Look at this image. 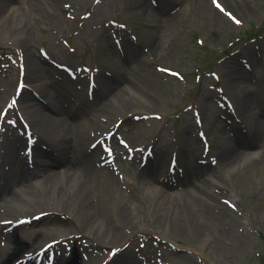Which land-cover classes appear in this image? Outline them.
Segmentation results:
<instances>
[{
    "label": "rangeland",
    "instance_id": "obj_1",
    "mask_svg": "<svg viewBox=\"0 0 264 264\" xmlns=\"http://www.w3.org/2000/svg\"><path fill=\"white\" fill-rule=\"evenodd\" d=\"M33 2L39 4L38 14L29 7ZM0 3L9 12L18 9L6 25L0 23V137L5 152L0 168L9 180L0 203L13 206L8 196L18 188V178L27 179L29 185L40 180L29 173L21 176L17 152L24 153L26 140L19 132L7 134L19 106L31 118L42 105L37 94L44 103L78 108L79 113L64 117L74 125L76 117L81 121L92 116L98 105L119 108L109 120L108 115L100 116L104 133H91L87 140L88 156H83L91 165L82 158L76 165L67 160L61 161L64 167L53 168L75 171L77 179L83 169L98 177L114 176L119 191L128 197L134 222L118 217L116 203L108 196L98 230L91 234L77 227L78 215L65 198L30 196L19 213L1 215V221L22 216L7 224L5 228L12 229L6 231L2 245L9 248L23 231L28 238H40L56 264L80 260L83 264H264V144L241 138L249 136L250 119L241 114L238 102L245 94L258 100L253 93H259L261 102H256L251 116L264 121V0ZM20 25L22 36L16 31ZM9 37L17 39L3 40ZM232 74L242 75L239 87L227 92ZM45 88L53 97H46ZM223 143L240 148L235 154L239 164L220 168L216 155ZM14 147L11 157L8 152ZM162 149L166 160L156 180L147 181V169L158 163ZM34 152L36 173L57 156L43 144ZM76 159L75 155L71 160ZM157 184L172 195L161 217L135 195L138 190L148 193ZM180 200L194 211L205 209L206 220L197 230L190 222L185 228L173 220L182 212L175 213ZM183 216L188 221L187 214ZM142 221L147 223L143 227L138 225ZM107 227L119 228L123 235L112 242ZM5 228L1 225V235ZM28 255L12 254L6 264Z\"/></svg>",
    "mask_w": 264,
    "mask_h": 264
},
{
    "label": "bare ground",
    "instance_id": "obj_2",
    "mask_svg": "<svg viewBox=\"0 0 264 264\" xmlns=\"http://www.w3.org/2000/svg\"><path fill=\"white\" fill-rule=\"evenodd\" d=\"M29 7L32 9V12L34 14H38L40 12L37 9L39 8V4L36 2H33L32 6L30 4ZM6 9L7 7L0 3V23H2L3 26L7 24L9 18L12 17V15L18 13V9H14L10 12ZM21 26L22 25H20L16 29L20 36L24 34V30H22ZM15 38L17 39V37H9L8 39L3 40H6L7 43L8 41L13 43ZM239 75L240 76H236L232 74V76L228 78V80L226 81V87H228V89L230 90H227V92L231 90L236 91L238 89L240 82V80L238 79L242 76L241 74ZM44 92L46 97H53L52 92L49 88H45ZM253 92L254 91H252V93ZM5 93L6 92L4 91L1 92V98L5 96ZM253 95H258V97L256 96L258 100H255V98L252 95L249 96V94H245V96L242 97L239 96L238 99L241 114L245 117V119H250V124L248 126L250 128L248 131L249 136L247 138L241 135V138L249 140L254 139L256 143L264 144V121L260 120L258 117L251 116L254 107L257 106L256 102H261V97L259 96V93H253ZM114 97H116V94L114 95ZM120 101L121 99H119V102ZM52 104L53 105L42 102V105L39 106V108L33 113L34 115H32L31 118H27V120L25 119L26 121L30 122V129L28 130V134L31 136V138L30 140L24 138L26 140V146L24 147V149L27 150L29 149V147L43 144L44 146L47 145V147L54 150L57 153V156H54L55 158L52 157L53 159L51 160V163L40 169L38 177L44 180L43 184H38L41 187H39L38 185H29V181L24 178H20L18 180V189L11 191L8 199L10 203L14 200V204L13 206L11 205V208H9L6 205V202L0 203V217L5 213H19V210L23 208V201L30 196L34 198L40 196V199L42 196L45 198H49L56 194L57 197H59L60 195L62 199L65 198L64 201H67L66 204L70 206L72 205L74 207V210L78 215L77 227L82 228L83 230L88 231L91 234H94L95 231L98 230L97 224L100 222V219L104 214V206L105 202L107 201L106 199L108 196H110V199L116 203L115 208L118 217H120L124 221L134 224L133 218H131V220L129 217L130 213L128 212V197H126L125 194L119 191L120 189L117 185L119 182L114 176L98 177L97 175H94V171L89 172V170L83 169V172H81L79 178L77 179L75 176V171L64 173L60 169L53 168L62 166L61 161L65 162L67 160H69L71 165H76L82 158L83 162L87 161L88 164L91 165L90 160L85 158V156H88L87 151L85 152V149L87 150V140L92 136V134H95L96 136L98 132L100 133V131H102L101 126H103V124L99 117L102 115H108L107 118L109 120L112 118V113L114 111L117 112L119 108L116 109V107H113L114 109L112 110L110 109V105H98V109L104 111L103 114L98 109H95L92 116H84L81 121L77 119L78 117H76V124L74 125L69 121H64V117L67 116V114L71 115L75 113L78 108L72 106H64L59 103ZM76 113H79V111H77ZM8 132V134H14L12 128H9ZM102 133H104V131L101 132V135ZM210 148L211 147H209V149ZM165 150L166 149H162L160 156H157L160 157V159L157 161L158 163H151L150 167L147 169V181H150L148 179H151V181L156 180L157 173L164 163V160H166ZM217 151L218 152L216 157L218 156V162L221 169L227 165L234 166L236 164H239V159H237L235 154L240 151V148L235 146V144H220ZM14 152L15 147L10 150L9 155L13 157ZM75 155L77 156V159L74 162L73 160ZM17 158L22 160L26 159L24 158V153L21 154L20 152H17ZM23 163H25V167H28L30 169V173L35 171L34 168L30 167V160H24ZM80 166H82V163L80 164ZM25 173L26 171L23 170L21 176L24 177ZM61 179L65 181L63 183H60ZM157 179H160V177H158ZM149 189H151V191H148V193L144 194L140 190L136 191L135 195L137 200H142L145 204L151 205L152 207L154 206L153 210L156 211L155 213L159 214L160 217L162 214V216H164V213H166L167 211L166 207L171 202L170 199L172 195L163 193L159 188V184L155 185L154 187H150ZM179 203L181 204H178L175 213L177 214L178 209H180V211L182 212L180 213L179 218L176 217V215L173 219L176 221V224L179 225L178 222H182L181 224L184 223L185 228H187L190 227L188 223L190 222V225L192 226L191 228H193L194 230H197L198 227L200 228L201 222L204 219L203 213H205V209L201 211V209L198 208V210L194 211L187 205V201L180 200ZM68 205H65L64 207H68ZM6 214L2 217H6ZM184 214H187L188 221L187 218L183 216ZM20 217L22 216L15 215V217L10 216L4 218L6 220H0V231L1 225L5 228L9 223L20 221ZM204 220H206V216ZM145 224L147 223L144 221L138 223V225L142 227L145 226ZM108 228L109 227H107L106 231L109 230ZM6 230L8 229L5 228L2 235L0 234V264H6L9 259L19 253L21 254L20 257H23L27 253L31 254V252L44 245H42L40 238H28L26 237V235H23V231H18V238L14 239L10 246L8 244V248L7 244L2 245V241H5V239L7 238L8 232H6ZM122 235L123 233L119 228L109 230L107 233V237L112 242L116 241Z\"/></svg>",
    "mask_w": 264,
    "mask_h": 264
},
{
    "label": "snow or ice",
    "instance_id": "obj_3",
    "mask_svg": "<svg viewBox=\"0 0 264 264\" xmlns=\"http://www.w3.org/2000/svg\"><path fill=\"white\" fill-rule=\"evenodd\" d=\"M218 7H219V5H218ZM236 23H240V21H236Z\"/></svg>",
    "mask_w": 264,
    "mask_h": 264
}]
</instances>
